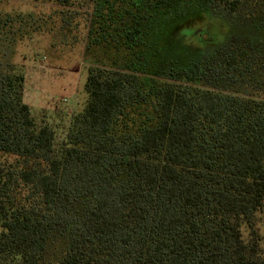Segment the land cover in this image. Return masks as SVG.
I'll return each instance as SVG.
<instances>
[{
  "label": "trees",
  "instance_id": "trees-1",
  "mask_svg": "<svg viewBox=\"0 0 264 264\" xmlns=\"http://www.w3.org/2000/svg\"><path fill=\"white\" fill-rule=\"evenodd\" d=\"M34 1L109 55L58 150L0 66V264H264V0Z\"/></svg>",
  "mask_w": 264,
  "mask_h": 264
},
{
  "label": "rangeland",
  "instance_id": "rangeland-1",
  "mask_svg": "<svg viewBox=\"0 0 264 264\" xmlns=\"http://www.w3.org/2000/svg\"><path fill=\"white\" fill-rule=\"evenodd\" d=\"M58 10L66 9L42 1L0 0V13L21 15L24 19L20 36L15 35L13 43L0 48L1 69L24 77L22 102L30 108L39 127L51 128L56 150L66 142L71 117L85 106L84 83L93 65L88 59L92 56L101 60L109 55L101 50L90 55L85 52L90 14L84 9L72 8L70 11L75 17L72 24L78 26L76 29L70 26L71 32L67 33L68 30H59L62 24L56 17ZM61 33H67L68 37H60ZM171 34L162 37L171 41ZM172 36H176L175 32ZM164 55L181 63L192 59L188 54L176 53L168 45H164Z\"/></svg>",
  "mask_w": 264,
  "mask_h": 264
}]
</instances>
